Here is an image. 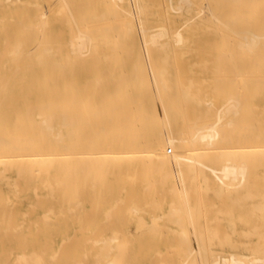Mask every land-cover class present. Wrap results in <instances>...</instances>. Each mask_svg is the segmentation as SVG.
Returning <instances> with one entry per match:
<instances>
[{
  "label": "rangeland",
  "instance_id": "374dc122",
  "mask_svg": "<svg viewBox=\"0 0 264 264\" xmlns=\"http://www.w3.org/2000/svg\"><path fill=\"white\" fill-rule=\"evenodd\" d=\"M13 1H16V0H10V1L5 0V3L0 4V13H1L0 14V20L5 18L4 23H2L3 21H1L0 23L3 26L4 25L6 26L7 33H8V36L10 37L12 44L15 45V44H17V42L18 43L23 42V45L26 46L28 51L32 48H33L32 50H35V48L37 46H39V47H37L36 51H34V52H32L31 50L29 51V54H30V52H32L30 54L31 57H30L29 61L31 60V62L34 63L32 66V70H30L26 74H23L24 72H20L21 75L12 80V82H13V84H15V86L11 92H1L0 93V95H1L0 96V139L1 138L6 139V136L9 137V135H10V137L13 136L16 138H18V137L19 138L20 137L21 138H24V137L30 138L31 137V139L34 138V140L37 141L38 139L43 138L42 134L40 133L41 132L40 131L41 122L46 118L47 114H50V113L53 114L54 112H56L58 114L59 113L61 114V115H56L55 117L53 115V117L55 119V125L57 128L54 129L52 132H51V129L49 132H47L48 130H44V132L46 134L50 133V135H46L45 138L47 140L50 139L51 140L50 142L53 145H57V143H59V145H61V143L58 142L57 138H59V137H57V136L60 133V130H62V134H63L62 138L63 139L61 142L66 144V146L68 147V149H66L62 152H64L65 154L66 153L77 154L79 156L74 155V157L77 156V158L78 157L79 158L77 160V158H72L70 156L71 159H68L67 156L66 157L64 156V158H67V159H65L66 161L61 160L62 162L58 158H57L58 160L54 159V162H52L54 165L51 163L53 165L52 167H54L55 165H58L61 167L60 170L56 171L55 169H53V170H51V173L39 172V173H33L32 175L30 174V172H27V171L18 175L17 172L19 171V165L20 164L14 163V161H13L14 164L12 163V161H11V163L8 161V162H6V164H5V160H4V163H3V161L0 162V174H1L0 175V222H1L0 223V230H1L0 231V264H3V263L4 264H15L17 260H18V263H16V264H20V261L17 258H18V256H23V254H25L31 258L30 261H28L29 264H38L35 262L36 258L34 256L33 252L36 250L35 254L37 256H39V258H40L39 252H40V250H44V249H45V252L42 251V253L44 252L45 254H42V256H43V260H45L46 264H74V262L76 260L77 261L80 260V264H81V259L85 258V257H87L88 259L87 258H86V260L83 259L84 264H93V262H95V263L97 262V258H95L96 257L95 255H97V254H99V256L102 257L103 261L98 256V258H99L98 260H101L102 262L98 261L96 264H100V263L110 264L111 261H113V259L115 258V255H118V253H120V255H118V256H121L122 258H123L122 255L125 254L124 258H123L124 264H152L153 261H151V260L154 259V256H155V259L159 258V260L161 259L163 261V262H161V260H160L159 264H162V263L166 264L167 260H169V262H170L174 258L176 260L174 259L173 260L174 262L171 261V263L172 264H180V262L183 259L182 257H184V251L183 250L184 249L187 250L188 249L187 246L189 247V244H187L188 241L191 242L190 244H193V245H191V246H193L191 253H193V252L194 253L191 256V258L188 260L187 264H192L194 262L193 259L196 256H197L195 259L196 264H205V260H204L205 254H203L204 250L202 249L203 246L201 248V245H203V243H200V240H199L202 236L200 235L201 237L199 238V235H198L200 233L204 234L203 237L205 236V239L203 238L204 240H202V241H205L204 247L211 244L210 246H211V250H212V255L218 257L217 255L220 254L219 257L222 258L221 260L228 259V262L225 261V263L228 264L229 258H230L229 255L232 256V254L234 252H236V250H238L240 247V245L238 243H240V242H242V243L243 242L244 243L251 242L250 245H254L256 243L257 239L255 238V236L253 237L250 235L252 234L251 230H253L252 226H254V227L256 226V219H257L254 214H251V212L254 210L253 208H254V205L256 202L255 198L253 199V197H254L253 194L255 193V189H256L255 175H256V172L258 171V172H261L260 177H263L264 176V167L263 166L261 167V166L257 165L256 163L254 165L249 164V166H248V162H246V160H242V161L238 162L239 163L238 165L245 166V167H246V165L248 166V169H247L248 170V173H247L248 177L243 182L239 178L240 181L238 180L237 183L239 182L240 186L237 184L238 186L234 185L235 187H228L229 190H228L227 186H222L221 191H218L220 189L218 183L214 182V181H210V182H208V184L205 183L206 180L204 179V176L201 173H198V175H195V177H193V174H190L187 172L185 174V180L186 179L187 180L184 183L179 179V171H180L179 167H177V166L175 167L174 165H171L167 168L168 173L170 172L171 175H168L167 178L165 177L167 179V181H164L165 178H163L164 176L162 173L160 174L159 172H156L155 170L153 171V169L150 168L149 165L145 164L144 160L139 159L137 156H135V158L133 157L135 155V153L137 154L140 151H144L147 149L148 145L150 144V139L147 137V134L143 131V129L141 127L142 126L141 122H138V121H143V117H142V113H141L142 108L140 106L141 105L140 103L142 101V95L141 94L144 93V88L142 87L140 80L137 77L132 75L135 72V67L137 64L136 60L138 58H140L142 60V65H144L143 66L144 70L146 71V73L148 74V77L150 79V85L148 86L147 93H148L149 102L153 106V111H154L153 114L155 116V124L153 126H154V129L156 130L157 133H160L161 135L167 137L169 135V129L171 127V122L174 123V120H176V118H177L178 121L183 126L184 132H186L184 135H186L190 130L194 129L195 125H201V124H204V123H207L210 121H216L218 110L220 109L219 112H220V116H221L222 112L229 105L230 101L234 102V103L239 101V105H238V108L240 107V109L238 110L239 113L235 114V112L234 113L232 112L233 114L227 115L225 113L227 116L225 114L223 115L225 117L222 119L221 124L224 126L225 131L228 133V132L233 131L234 128L237 127L236 125H234L235 123L236 124L239 123L238 126L239 125H241V126L242 125H248V123L250 124L251 118L250 117H244L242 114H240L241 113L240 111H242V109H244V108H252L253 109V107L256 105V107H254V108L258 107V109H255L256 112L258 113L257 117L259 119H264V89L259 90L257 95H254V89L253 88H254V82H255V80H254L255 75L252 74L253 69H251V67H249V68L245 67L247 60L248 59L251 60L250 57H253V55L248 54L246 56V58H241L242 57L241 52L236 51V53H237V55H235L236 57L235 56H234V58L229 57L231 60L229 61L228 60L229 58H228L226 60V63H227L226 66H224L225 65L224 64L218 72L215 70L217 68L216 65H219L217 63L216 57L218 55L223 54V61L225 62L224 52L227 56L228 52H233V49L225 50L224 48H219V47H217L216 44H214L211 41L209 44V47L207 49L206 54L202 55V57L199 58V56H196V57L193 56V54L195 55V53H192L191 47L188 48L185 46L183 49L172 48L171 50H169V54H170L169 60H170L171 73L173 76V80L171 82V87L174 89L172 97H173V102H174L173 104H175V105H173V104L171 105L169 103L167 105L168 111H163V107L161 105L160 100H159V102L157 100L158 97L156 94L157 93L156 89H155L156 87H155L154 82L152 81L153 78H151V77L153 75H151V74L153 73V65L154 64H155L154 67L156 66V68H158V69L161 67L162 62L160 59L162 56H164V54L166 52L164 50L160 49L159 46H156L155 50H154V47H152L151 49H147L146 44L144 46L141 45V44L145 43V41H143L144 40L143 33H141L142 32L141 26H142L143 22H146L148 20L147 22L149 24L150 31H157V29H160L163 27V25H166L167 22L168 23H172V22L177 23L180 20L179 15L182 13L181 8H182V6L185 5L184 0H123V1L119 0L122 2H118V0H115L116 1L115 2L113 0L114 3L112 0H98V1L95 0L94 3L93 2L91 3V0H87V1L83 0V2L85 4L80 3L82 0H69L70 4L72 6V15H73L74 19L77 21L78 26L81 30H84V31H88V29L90 31L92 30L91 32H88V33H90L91 35H93L96 38L97 37L100 38L103 34L105 35V31L104 30L102 31L103 28L105 30H108L107 28H109V27L112 29L114 28V30H112V31H111V29H109L110 32L108 31L109 33H106L107 35H109L108 39L109 40L112 39V41H114V44L103 43L101 46V49L104 51L98 53V55L96 54L97 56L93 55V53H92V55H90V54L88 55L87 60L85 62H83L82 64L73 62V63H71V65H69L70 66L69 68H75V69L77 68V69L81 70V72L83 74L81 75L82 77L80 79H74L72 77H62L59 75L60 68L58 66L57 67L55 66V68L52 67L51 69H48V67H46L47 66L46 64H42V63L39 64V62H37L38 61L37 55L42 50L41 47L46 44L45 42L43 43V38L46 37L45 34H47L46 28H45V30L43 28H41L39 26L40 22H38V21H42L41 26L44 27V24H43L44 21H45V23H47V22H46V20L43 21V19H45L47 17H48L47 20L51 24V28H52L51 29L52 33H51L49 40L51 41L50 44L53 45V48L55 50L54 55L51 58H48V62H52V61L54 62L55 61V62L62 63L63 62L62 55L66 54V53H62V55H61L59 53L58 47H59V44H61L62 42L67 43V40L71 37L70 30H72V29L74 30L75 25L73 23L71 15L68 12H65L68 15L64 14V12L62 13V15L64 14L65 16H68L69 18L68 17L62 18V17H64V15L61 16L60 14H56V13H58V11H60V9L62 7V4H60L61 3L60 0H56L57 2L55 0H20L22 3L21 2L17 3L18 1H16L14 3ZM25 1H26V3H23ZM27 1H30V3L28 4ZM48 1H49V3H48ZM180 1L182 4L180 3ZM198 1L201 3V7L203 9V17H204V24H203L204 27L203 28H206V32L210 34V37H211V35L215 36L214 34L218 33V31H215V30H217V25L219 24V22L221 20L222 21L225 20V17L217 16L216 10H215V4L212 2V0L211 1L210 0H198ZM11 2H13L14 4H12ZM55 2H56V4H55ZM203 2H204V4L207 3V4H205L206 6L204 4H202ZM116 3H117V6H116ZM46 5H47L48 10L46 9ZM165 5H167V7ZM177 5H179V6H177ZM7 6H8V8H7ZM108 6L110 8H108ZM141 6L143 8L144 13L141 12L142 11ZM146 6L148 8H146ZM116 7H118L117 10H116ZM178 7L180 9H178ZM113 8H114V10H113ZM74 9H76V11ZM110 11L112 12L113 15H114V13H117V11H118V13L116 14L115 17L113 15H112V17H110L109 15H106V13H105V12H107V14H108V12H110ZM114 11H116V12H114ZM43 13L44 14L46 13V16L48 14V16L45 17ZM104 13L106 16L103 15ZM40 14H43V15L40 16ZM101 14L103 16H100ZM205 14L207 15V17L208 16L209 17L207 18L206 16H204ZM25 15H26V17H25ZM88 15L90 18H87V19L81 18V17H83V18L88 17ZM94 15H96L97 18L96 17L93 18ZM132 15H133V17H132ZM98 16H99V18H98ZM35 17H36V19H35ZM42 17H43V19H42ZM66 18L69 19V20L67 19L68 21H70L69 23L67 22ZM76 18H78V19H76ZM138 18L139 19L141 18L140 21H138L139 20ZM56 19H57V21H55ZM119 19H121V21ZM10 20H12L11 25L9 24ZM22 20H24V21H22ZM218 20H219V22H218ZM21 21L23 22L22 24H24L25 26H29L31 28L34 25L35 27L32 28L33 32L31 30L30 31L27 30L26 28H25V30H21V28L24 26V25L22 26V24H20ZM119 21H120V23H119ZM124 22L128 23V24H124ZM129 23H131V25L132 24H135V25L132 26L131 30L127 31V33H126L127 28H130V26H131ZM86 24L90 28H86V26H85ZM30 25H32V26H30ZM124 25H126V29H125ZM37 26H39V28ZM38 29H40V30H38ZM96 29H98L100 31H97ZM118 29H125V30H120L121 31L120 32ZM94 30H96V31L94 33H92ZM101 32L103 34H101ZM124 32L126 34L123 35ZM118 33H119L120 37L118 36L119 38H116ZM128 33L129 34L132 33L135 37L134 38V40H135L134 46L129 45L131 38L127 37L129 35ZM41 34H43V37ZM22 35H25L26 37L29 36L30 39L28 41H26L25 40L26 38L24 36L22 37ZM58 35H59V37H58ZM141 35H142V37H141ZM5 36H6L5 30H2V28L0 27V53L3 51V48H4ZM184 36L191 37L192 31L184 32ZM20 37H22V38H20ZM19 38H20V40L21 39L22 40L20 41ZM41 38H42V40H40ZM102 38H100V39H102ZM36 39L39 42L36 41ZM114 47H115V50L118 47V50H116L117 52L115 50L111 51V49H113ZM156 48H158L159 50H156ZM146 50H147V53L145 52ZM181 50L186 51L187 54H181L182 53ZM188 50L190 53L187 52ZM92 52H94V51L92 50ZM156 52H158V53H156ZM219 52L222 54H220ZM108 55L113 57V58H111V57L107 58ZM213 56H214V58H213ZM146 57H147V59L149 58V60H147ZM153 57L155 58V60L153 59ZM109 59L111 61H109ZM106 60H107V62H106ZM116 61H117V63H115ZM147 61H150V62H147ZM152 61H154V62H152ZM204 61H207V63ZM108 62H110V63L107 64ZM35 63H37V64H35ZM152 63H154V64L152 65ZM187 63H191L193 65L196 64V65H194L196 70L201 69L202 65H204V63H205V65L208 67V69H210V70L207 69V71H206L207 73H206L205 77H204V75H201L200 72L197 73L198 74L197 79L200 78V82L203 85H201L199 80H196V79H194L195 81L192 80L194 85H191L189 83V81L186 82L187 80L192 79L191 75H189V74H187L188 77L187 76L183 77L180 80L181 77H179L178 73H177L178 68L185 67L186 65H188ZM148 64H149V66L151 65L150 66V67H152L151 69H150V67L148 68V66H147ZM235 64L237 66H235ZM231 67H233V68H231ZM96 68H98L100 73H98V74L94 73V72H96ZM90 69L95 70L93 72V74H92ZM105 70H108L107 74L104 72ZM211 71L214 74H212ZM234 71L236 72V74H234ZM225 72L227 73V76H226ZM239 72H241V73H239ZM124 74H125V76H124ZM237 74H238V76H236ZM109 75H110V77H109ZM235 76L237 77V79H234V78H236ZM121 77H123L122 80H120ZM203 77L206 80L205 81L203 79L206 82V85H205V82H202L203 80H201V78H203ZM238 77H239V79H238ZM21 78H22V80H21ZM96 78H97V80H96ZM98 78L99 79L101 78L105 81H101ZM217 78H218V80L220 79V81L222 79V81L217 82L215 80ZM223 79H224V81H223ZM91 80H94V82L92 81L91 83H89L88 87H87L88 89H87L86 88L87 83ZM116 80H120V81L116 82ZM234 80H236V81L234 82ZM243 80L244 81L248 80V81L244 82ZM238 81L239 82L242 81V82H240V84H239ZM0 82H1V79H0ZM195 82L198 84H196ZM224 82H226V83L224 84ZM100 83H102L104 85H102V84L99 85ZM129 84H131V85H129ZM179 84L181 85L180 89H179V86H180ZM188 84H190L191 86ZM195 84L197 85V87ZM241 84H243V85L241 86ZM97 85L100 87L97 88L98 87ZM183 85L185 87H183ZM213 85H217V87L214 90H212L213 87H215ZM193 86H195L198 89L194 88ZM220 86H222L221 90L219 89V88H221ZM189 87H191L192 89ZM207 87H209V88H207ZM241 87H242V89H241ZM182 88H184L185 90L184 89L182 90ZM188 88L191 90H187ZM181 90L183 92H181ZM211 90H212V94H211ZM184 91L185 92L189 91V95L185 96ZM195 92L198 95V97L195 94ZM207 92L209 93L210 97H209V95H206L207 97L205 96V93H207ZM104 94H109L110 97H108L107 99H104L103 98ZM229 94L233 95L234 97L229 96ZM250 94H251V96H250ZM182 95H184V96H182ZM194 95H195V97H192ZM57 96H58V98H57ZM243 97L246 100H244ZM193 98H195L196 100ZM198 98H200L202 100H199ZM229 98H230V101H228ZM89 99H91V100L88 102ZM203 99L205 100V103H208V105L204 103ZM232 99H234V100L232 101ZM73 100H75V101L73 102ZM168 100L169 99H167V101ZM48 102L50 104L53 103L54 105L52 104V105H50L49 108L48 107L44 108L45 107L44 105L49 104ZM226 102H229V103L226 104ZM183 103H185V105ZM120 104L123 105L122 108H119V109L114 108V110L112 111L113 107L119 106ZM158 104L161 106V108L159 107ZM40 105H43L42 109H40V107H41ZM55 105L56 106L59 105V106L55 107ZM61 105H63L64 107ZM33 106H37V107L40 106V107H39V109L35 108V107H34L35 109H30L31 107L33 108ZM180 106H181V109H180L181 114H178L176 108H179ZM67 107H68V109H66ZM189 107H190V109H189ZM261 108L263 109L262 111L260 110ZM28 109H30L32 111H30V113H28L27 112ZM133 110H135V111H133ZM221 110H223V111H221ZM188 111H189V113H188ZM200 111H201L202 115H201L200 119L198 118L199 121H197L196 118L198 116L200 117V115H199ZM165 112H166V115H165ZM62 113L67 114V117L69 119V124L70 123L72 124V122H74L75 124L73 123V125H71V124L68 125V123H67V125L64 124L65 126L64 125L61 126L63 124L62 119L64 117V116H62L63 115ZM76 113L83 116V118H81V116L76 117L77 116ZM94 113H96V115H94ZM227 113H229V112H227ZM38 114H39V117H38ZM40 114L43 116H40ZM70 114L72 116L76 117L77 119L73 117L74 121L70 120L71 119ZM162 114L164 115L163 117H162ZM234 114H235V117L233 116ZM260 114H262V115H260ZM188 116H190V117H188ZM67 117H66V119H67ZM119 117L121 120H123V127H122L123 135L122 136H124L126 139H132L131 149L128 150V151H132V152H129L130 154L129 153L128 154L133 158V160H131L132 158L130 156H128V158H127L129 160H125L126 157H123L124 160L123 159L119 160V158H117V156H116L115 159L112 158V160H111L112 162L109 163L108 161H110L109 159H111V156L109 159H107V156H109V155L105 156L104 154L101 153L103 155V158H102L101 155H99L100 153H94L93 154V152H106L108 150L106 144L109 143L108 139L110 137L117 134L118 128L115 125V121L119 120ZM237 117H238V119H237ZM110 118L112 119V121L110 120ZM255 119H256V116H255ZM76 120H78L79 123H77ZM87 120H89V122H87ZM233 120H235V121H233ZM159 121H161V122H159ZM189 121L193 122V123H190ZM188 122H189V125H188L189 129L186 126V124H188ZM228 122H230L229 125H227ZM97 123H98V125H96ZM194 123H196V124H194ZM34 124H35V126H34ZM57 124H59V125H57ZM257 124L264 127V122H259ZM29 126H31L33 129L28 128ZM101 126L105 127V128L103 127L104 130H100V128H102ZM191 126H192V129H190ZM73 130H74V132H72V134H71V131H73ZM166 130H167V133H166ZM229 130H231V131H229ZM69 132H70V134H69ZM97 133H98V135H97ZM166 134H168V135H166ZM1 136H4V137H1ZM54 136L56 138H54ZM21 138H20V140H21ZM53 139H55V141L57 139V141H56L57 143ZM1 141H3V139ZM99 144H100V146H99ZM70 145H72V146H70ZM105 145H106V147H105ZM101 146L103 147V149H101ZM166 149H168V154L171 155V153L169 152L170 147L168 145H167ZM89 152L91 154V160L93 157L99 156L103 160L107 159L108 161L107 160L103 161L100 158H99L100 160L97 158V161H94L95 158H93V161L96 163L94 164L90 160L93 163V167H94L92 169V166L89 163L90 158H88V160H85L86 157H90ZM78 153H80V154H78ZM81 153H84V154L88 153V154H85V156H86L85 159H84V157L81 156ZM92 154H93V157H92ZM96 154H98V155H96ZM131 154L132 155L134 154V155L132 156ZM80 156H81V158H80ZM104 156L106 158H104ZM138 156H139V154H138ZM120 158H121V156H120ZM116 159H118V161ZM114 160H116V161H114ZM84 161H87L89 165L80 164V163H84ZM99 161H100V163H99ZM87 162H85V163H87ZM101 162L103 164H101ZM104 162H106V163L108 162V164L104 165ZM3 164H5V165H3ZM77 164H79V165H77ZM109 164L111 165V167H109L110 166ZM230 164H235V163L230 162ZM10 165H12L13 167ZM46 165H45V167L47 169L51 168L50 166H48V167H50V168H48ZM63 165L65 166L64 169H63ZM81 165L82 166L87 165L85 167L86 168L89 167L88 169H90V170L83 168ZM102 165H103V168H102ZM70 166H72V168L74 166V167H76V169L79 168L80 170L83 169L81 171V174L84 173L83 171H88V173L90 172L89 173L90 175L87 176L88 173L81 175L79 172L80 170L77 171L75 168L71 172H69L68 170L72 169ZM115 166H117V167H115ZM11 167H12V169H11ZM100 167L102 168L101 170H100ZM137 168H138V170H137ZM96 169L97 170L99 169V170L96 171ZM109 169L111 170V173L113 172L112 174L111 173L108 174ZM3 170L5 172H3ZM135 170H137L138 172L135 173L136 172ZM149 170H150L151 174L150 173L148 175L145 174L146 171L148 173ZM73 171L75 172V174L77 173L76 174L77 176H74ZM130 171H135V172H133L130 175V174H128V173H131ZM153 172H155V174ZM138 173L141 174V176ZM136 174H137L138 178H140L141 180L144 181V183H141V182H143L141 180H139V181L136 180L138 182L133 181L137 178ZM21 175L23 176L22 178H21ZM79 175H81V176L79 177ZM129 175H130V177H129ZM148 176H150L151 178ZM29 177H31L32 180H30V181L28 180V182H26L27 181L26 178H29ZM54 177L57 178L56 181H55ZM77 177H79V179ZM198 177H199V179H198ZM7 178H10V179H7ZM58 179L62 180L63 182L62 181L60 182V180H58ZM151 179H152L153 186H152V184H150ZM158 179H160V180L164 179L163 180L164 184L162 183L163 181L158 182ZM17 180L19 182H17ZM44 180L46 182H44ZM73 180H75V181H73ZM89 180L90 181L94 180V182L95 181H98V182L97 183H93V182L90 183ZM42 181H43V183H41ZM49 181H50V183L52 182L54 184L53 190L50 189V188H52L51 187L52 184H51L50 188L48 187L50 185ZM53 181L56 182L57 184L61 185V186L65 185V184H61V183H66V185L69 184V187H67V188H70V190H66V185L62 186L63 188L62 187L60 188V186L57 184L55 185V183ZM88 181H89V184H87ZM99 181H100V183H99ZM148 181H149V183H148ZM154 181H157V182H154ZM15 182L19 183V184H17L19 186L16 185L17 187H15V184H16ZM131 183H132V185H131ZM25 184H27V185H25ZM44 184H45V186H43ZM96 184H97L98 188H96L97 187V186H95ZM81 185H82V187H81ZM90 185H91V187H90ZM73 186H74V188H73ZM93 186H95V187H93ZM200 186H201V188H200ZM19 187H20V189H19ZM35 187H37V189H38V190L36 189L37 196L34 193ZM75 187L77 190L75 189ZM86 187L88 188V190ZM124 187H125V189H124ZM145 187H147L148 190ZM55 188H57L60 192H57V190ZM64 188H65V190H64ZM80 188H83L84 191ZM91 188H94V190H92L93 193L91 191ZM149 188H151V190ZM171 188L172 189L175 188L177 190L175 195L170 194V192L173 191ZM236 188H238L237 191H236ZM18 189L21 191V193L18 192L19 191ZM123 189L127 190V192H125ZM184 189H185V191H184ZM194 189H197V190H195L197 193L194 192ZM233 189H234V191H233ZM246 189H247V191H246ZM78 190L81 193H79ZM86 190L88 191V194H87ZM165 190H166V192H165L166 195L164 193H162V191H165ZM199 190H201V191H199ZM51 191H53V192L55 191V192L52 193ZM63 191H67V193H65ZM156 191L161 192L163 195H161V193H158ZM216 191H218V193L221 192L222 198H221L220 193H219V195L215 194V193H217ZM222 191L224 193H226L227 197L223 196L225 194H223ZM248 191L252 194L253 197H251V194L248 193V194H250L248 196L252 199H249L248 196L245 197L247 194L246 192H248ZM82 192H84V193H82ZM184 192H186V193H184ZM144 193H146V194H144ZM172 193H174V191ZM182 193H183V197L181 195ZM187 193H189L190 195L188 196ZM200 193H202V195H200ZM53 194L55 195L54 199H52L53 197H51V196H53ZM72 194H73V196H72ZM76 194H78V195L75 196ZM157 194H158V196H157ZM228 194H230V195H228ZM42 195L44 197L46 196L47 199L50 198V200H52V201H50V200L47 201L46 198H42L43 197ZM47 195H48V197H47ZM185 195H187L186 196L187 198L185 197ZM80 196H83V198L85 196V198L82 199V201H81ZM139 196H140V198H138ZM242 196L245 197V200L243 199ZM36 197H39V198H36ZM201 197L202 198L204 197V198L202 199ZM217 197H218V199H217ZM106 198H108L107 201H106ZM118 198L121 200L124 199L125 204H122L123 202L121 200H119L120 202L118 201L119 203H118V205H116V199L118 200ZM228 198H230L231 201ZM236 198L238 200H240L241 198L242 199L239 202L234 201V203H233L232 200H234ZM37 199H39V202H40L39 204L36 203V202H38ZM64 199H65V203L63 202ZM134 199H137V200H135L136 202L133 201ZM154 199L157 201H155ZM172 199L176 203L175 206L177 205V208L179 209V210L177 209L178 211L184 210V213H185L184 216L187 220L185 222V227H186L185 230H183L184 224H182V222H179V220L181 221V218L178 217L179 215L183 216V212H181V214H180V212H178L179 215L175 214L176 217L175 216L170 217L173 221L179 222L183 226H178L177 223L174 224L173 222L169 223V220L167 221L169 216H172L174 214V213L173 214L170 213V215L167 216V214H169V210L171 208V205L173 204ZM183 199H185V202ZM188 199H190V200H188ZM221 199H222V201H221ZM59 200H60V203H56V202H59ZM77 200H78V202H79V200L81 202H83V203H79V204H81V205H79L80 207H78V209L71 207L73 205V203H71V202L75 203V201H77ZM89 200H90V202H89ZM104 200H105V202H103ZM128 200L130 202H128ZM99 201H102L101 204ZM152 201H155L154 207L152 206L153 204L151 205L153 207V209L148 207V205L150 206V202H152ZM203 201L205 202L204 203L205 205L202 204ZM243 201H244V203H243ZM200 202H201V204L198 205V203H200ZM6 203L8 204L7 206H6ZM155 203L156 204L160 203L161 206H159V208H158V205L156 206ZM185 203H186V205H185ZM251 203H252V205H251ZM30 204H33V205L37 204V205H35L36 207L35 206L33 207V208H35L34 210L31 207L32 205L30 206ZM54 204L56 206L54 207V210H52L53 209L52 205L54 206ZM131 204L133 206H131ZM213 204L216 205V207L213 206ZM3 205H4V207L2 208ZM77 205L78 204H76V207H77ZM115 205L117 207L113 211V215L112 214H111L112 216L108 215L110 218L106 217V214H108L107 212L110 210L112 211L113 208L115 207ZM145 205H147V206H145ZM180 205L183 207L182 210H180V208H179ZM200 205H201V207H200ZM203 205H204V207L202 208ZM63 206L66 208L67 211L64 208H62ZM74 206H75V204H74ZM83 206L85 208L82 209L81 207H83ZM99 206H100V208H99ZM134 206H135V208H137V210L139 209V212L134 211L135 209H133V213H135V214L131 213L132 212L131 209ZM144 206H145V208L147 207L146 210L145 209L144 210H145V212H148V213H143L144 212L143 211ZM191 206H192V208H191ZM49 207H51L52 209L51 208L49 209ZM121 207H123V208H121ZM129 207H132V208L130 209ZM155 207H157V208H155ZM194 207L196 209H193ZM60 208L64 209V210H61ZM70 208L72 211L74 209V212H71L70 210H68ZM92 208H94V210ZM175 208L173 210H175ZM198 208H201V209H198ZM48 209L50 210L49 213H48ZM123 209L125 212H127L126 214L123 211ZM12 210H13V214H12ZM97 210L100 212H98ZM191 210H192V212H191ZM193 210H194V213L196 214L195 216H192ZM198 210L200 211V213L198 212ZM249 210H251L249 212L250 214L247 213ZM9 211H10V213H9ZM64 211H66L67 215H65L66 213ZM24 212L26 213V215H24L25 214ZM28 212L30 213V215L27 214ZM53 212H55V213H53ZM61 212L65 216H63V214L60 215ZM97 212H98V214H97ZM172 212H174V211H172ZM186 212L188 213L189 216L187 215ZM226 212L227 213L232 212V214H229L227 216ZM7 213H9V214L7 215ZM86 213L90 216H88ZM176 213H177V211H176ZM11 214H12V216H10ZM46 214L48 217H50V219L52 218L55 221L54 220L48 221V219H46L48 217L47 216L44 217ZM72 214H73V216H71ZM83 214H84V216H83ZM122 214H124L123 215L124 219L122 218ZM23 215L26 216V218H24ZM42 215H44V216H42ZM163 215H166L167 217H164ZM198 215H199V219H197ZM251 215H254V216L251 217ZM6 217H8V218H6ZM41 217H44L45 220L42 219ZM88 217H89V219H88ZM118 217L120 220L118 219ZM142 217L144 218V222H143V220L139 219ZM159 217H161V218L163 217V218L160 220V219H158ZM233 217H234V219H232ZM240 217H241V219H240ZM9 218H11L12 221H10ZM107 218L109 219V221L111 219L112 220L109 222V224L107 222L106 224L103 223L104 224L103 225L102 222H106L105 220ZM113 218H115L116 220L115 219L113 220ZM153 218L158 219V220H154ZM177 218H180V219H177ZM189 218H190V221H189ZM84 219H86V221ZM176 219H177V221H176ZM182 219H183V217H182ZM236 219L240 220V222L237 221ZM152 220H154V221H152ZM155 221H157V222L153 224L152 222H155ZM243 222H245V223H243ZM247 222H248V224H246ZM21 223H23V226L21 225ZM232 223L235 225H233ZM82 224L84 225V227H82L84 229H81L83 231H81V230L79 231L81 226H83ZM143 224H146V225H143ZM150 224H153V229H156L157 226L160 227V225L165 224V226L173 229L172 231H174V229H175L176 232L175 231H174V233L170 232V230L167 229V227H165V226H162L155 231V230H152V227H151L152 225H150ZM186 224H187V226H186ZM29 225H31V227ZM101 225H103V226L101 227ZM119 225H121V226H119ZM198 225L201 227H198ZM13 226H14L15 230L13 229ZM99 226L101 228H98ZM135 226L137 228H135ZM193 226H194V228H192ZM18 227L20 229L19 233L17 231ZM28 227H29V230L27 229ZM108 227L110 229L109 231L106 230V229H108ZM120 227H121V230H120ZM133 227L135 230H132ZM202 227H203V229H202ZM250 227H251V229H250ZM118 228H119V230H118ZM6 229H9V230L7 231ZM11 229H12V231H10ZM128 229H131L132 231L128 232L127 231ZM137 229H138V231H137ZM159 229H160V232H159ZM200 229H201V231H199ZM208 229H210V230H208ZM215 229H216V232L214 231ZM139 230H141V231H139ZM167 230H169V231H167ZM186 230L189 231V237L188 238L190 240L186 239L187 237L185 238L186 240H184V243L182 245L183 249L181 248L182 250L180 251V249H178L179 247H181V246H179V242H183V236H185V235L187 236L188 232ZM233 230H236L237 232L242 230L246 233H243L242 236L237 235L236 234L237 232L232 234ZM13 231H17V232L15 233ZM104 231H105V233H104ZM116 231H118V232L116 233ZM123 231H124V233H121ZM148 231H150V233ZM184 231L187 233L184 234L185 233ZM213 231L215 232L214 233L215 235L218 234L217 237L212 236L213 234L211 235V233H213ZM247 231H250L251 234H249V232H247ZM5 232L8 234L6 235ZM146 232H148V233H146ZM179 232H183V234L179 233ZM224 232H228V234H231V236H229L230 237L229 240L231 239V244L236 242L238 244V247L236 246L237 244L234 243L232 248H230L231 246H228V244L224 243L226 238H227V237L225 238L224 236L228 235L227 233L225 235ZM114 233L115 234L119 233V237H118L119 239L117 241H115L117 239V237L115 239L113 238V237L117 236ZM127 233H129V234H127ZM177 233L179 235H177ZM10 234H12V235H10ZM91 234H93V236L96 238V240H98V241L100 240V243L95 242V245H94L93 242H90L89 240H87V239L91 238L92 241H95V238ZM238 234H239V232H238ZM244 234H246V235L249 234L248 236H250V237L246 236L244 238V236H245ZM73 235H74V237H73ZM113 235H115V236H113ZM180 235H183V236H180ZM211 236H212V238L214 237V239H212ZM19 238L21 240H19ZM71 238H73V239L71 240ZM108 238H110V239L112 238L110 241H112L113 239H114V241L111 242V244L110 243L106 244L105 241H107ZM209 238H211L212 241H210ZM221 239H224V240H221ZM234 239H235V241H234ZM70 240H71V242H70ZM101 240H102V242H101ZM63 241H65L64 245L62 243ZM127 241H130V242H127ZM226 241H228V239ZM96 243H98V244L96 245ZM119 244L120 245L123 244L125 246L127 245V247H126L127 249L126 248L125 249H126V251H128V253H129L128 255L124 251V248H121ZM128 244H130V245H128ZM61 245H62V249H61ZM116 245H118L119 249L121 248L125 253H123L121 255L122 251L118 250L117 249L118 247ZM123 245H122V247H123ZM180 245H181V243H180ZM194 245H195V247H194ZM220 245H222V247H220ZM241 245L243 246V244H241ZM197 246H199V248ZM45 247H47V248H45ZM129 247H130V249H129ZM174 247L177 248L178 253H176V249L175 250L173 249L174 251L172 250V252H174V253H171V250H170V251H168V253L171 255V258L169 256H167L168 257L167 258L166 255H169L167 253V250L172 249ZM189 248L191 249V247H189ZM59 249H61L62 254H59V256H57L58 252H60ZM91 249H92V251L90 252ZM193 249H195V251H193ZM100 250H101V253H99ZM109 251H111V252H109ZM198 251L200 252V254ZM158 252L166 254V255H164L167 258L166 259L164 257L166 259V261L164 260V258H160L161 256L163 257V255H161V256L156 255V253H158ZM220 252H222V254ZM239 252L240 251H238V253ZM53 253L54 254L56 253V257H57V259L55 258L56 259L55 261L53 260L54 262L52 260H50ZM108 253H110V256H108ZM249 253H250V251H249ZM11 254H13V255H11ZM31 254H33L32 257L30 256ZM106 254L108 257L106 256ZM173 254H175V256ZM27 256H25V257H27ZM118 256H116L117 259H118ZM25 257H23V258H25ZM199 257H201V259ZM8 258H10V259H8ZM20 258H22V257H20ZM23 258H22V260H23ZM117 259L114 261H116V264H120L122 262V260L120 259V257H119L118 261H117ZM155 259H154V261L157 263H154V264H158V261ZM24 260L26 263L27 262L26 259H24ZM57 260H58V262H57ZM83 261H82V263H83ZM164 261H165V263H164ZM191 261H192V263H191ZM50 262H53V263H50ZM113 262H112V264H114ZM123 262H122V264H123ZM222 262L220 261L219 264H224V262L223 263ZM23 263L24 262L22 261V264ZM41 264H43V263L41 262Z\"/></svg>",
  "mask_w": 264,
  "mask_h": 264
},
{
  "label": "bare ground",
  "instance_id": "6f19581e",
  "mask_svg": "<svg viewBox=\"0 0 264 264\" xmlns=\"http://www.w3.org/2000/svg\"><path fill=\"white\" fill-rule=\"evenodd\" d=\"M7 1V0H6ZM8 1H10V0H8ZM16 1H18L17 3H20L21 1L20 0H16ZM16 1H13L14 3L16 2ZM56 1V0H55ZM87 1V0H86ZM96 1H98V0H96ZM113 1V0H112ZM115 1V0H114ZM114 1H113V3H114ZM123 1V0H122ZM122 1H119L118 0V2H122ZM187 1V2H186ZM211 1V0H210ZM13 2H11L12 4H14ZM28 2V4L30 3V1H27ZM57 2V1H56ZM56 2H55V4H56ZM60 4H62V7H61V9H60V11H58V13H56V14H60L61 16H63L64 14H66L65 12H68L70 15H71V18H72V20H73V23H74V25H75V29L73 30L72 28V30H70V32H71V37L67 40V43H61V44H59V53L62 55V53H66L65 55L63 54L62 55V57H63V62L62 63H60V62H48V58H51L53 55H54V48H53V45L52 44H50L51 43V41L49 40L50 39V36H51V33H52V31H51V24L49 23V21L47 20L48 19V14H47V16H46V13L44 14V16L45 17H47V18H45V19H43V17H42V19H43V21L44 20H46V22L47 23H45V21H44V27H42L41 26V22L42 21H38V22H40L39 24V26L41 27V28H43L44 30H45V28H46V30H47V34H45L46 35V37H44L43 38V43L45 42L46 44L45 45H43L42 47H41V51L39 52V54L37 55V62H39V64L40 63H42V64H46L47 66L46 67H48V69H51L52 67H54L55 68V66L57 67H59L60 68V73H59V75L60 76H62V77H72V78H74V79H80L82 76V72H81V70L80 69H75V68H69L70 66L69 65H71V63H73V62H75V63H83V62H85L86 60H87V57H88V55L90 54V55H92V53H93V55H95V56H97L98 55V53H100V52H103L104 50H102L101 49V46H102V44L103 43H112V44H114V41H112V39L111 40H109L108 39V36L109 35H107L106 33H109L110 32V30L109 29H111V31L112 30H114V28L112 29V28H107L108 30H105L104 28L102 29V31L104 30L105 31V35L101 32V34H103L100 38H102V39H100L99 37H94L93 35H91L90 33H88V32H91L89 29H88V31H84V30H81L80 28H79V26H78V23H77V21L74 19V17H73V15H72V6H71V4H70V2H69V0H60ZM94 3L95 2V0H91V3ZM116 2V1H115ZM212 2L215 4V10H216V14H217V16H223V17H225V20H221L220 22H219V20H218V22H219V24L217 25V30H215V31H218V33H215L214 35L215 36H212L211 35V37H210V34L209 33H207L206 32V28H203L204 26H203V24H204V17H203V9H202V7H201V3L198 1V0H184V3H185V5L184 6H182V13L179 15V18H180V20L177 22V23H174V22H172V23H166V25H163V27L162 28H160V29H157V31H150V29H149V24H148V20L146 21V22H143L142 23V32L141 33H143V38H144V40L143 41H145V43L144 44H141V45H145L146 44V47H147V49H151L152 47H154V50H155V47L156 46H159V48L160 49H162V50H164L166 53L164 54V56H162L161 57V62H162V64H161V67L158 69V68H156V66L154 67V63H152V65H153V73L151 74V75H153L151 78H153V82H154V84H155V89H156V94H157V97L159 98H157V100H158V102H159V100H160V102H161V105H162V107H163V111H168L167 109V105L170 103L171 105L174 103L173 102V97H172V95H173V91H174V89L171 87V82H172V80H173V76H172V73H171V68H170V60H169V58H170V54H169V50H171L172 48H178V49H183L185 46L186 47H191V49H192V53H195V55L193 54V56L194 57H196V56H199V58H201L202 57V55H205L206 54V52H207V49H208V47H209V44H210V42L212 41L214 44H216L217 45V47H219V48H224L225 50H230V49H233V52H228V54H227V56H226V54H225V52H224V57H225V62L223 61V54L222 53H220V54H222V55H218L216 58V60H217V63L219 64V65H216L217 66V68L215 69L216 71H218L219 72V70H220V68L224 65V66H226V60L229 58V57H232V58H234V56L235 55H237V53H236V51H240L241 52V58H246V56L248 55V54H250V55H253V57H250L251 58V60H247V63L245 64L246 66L245 67H251V69H253V72H252V74L253 75H255V78H254V80H255V82H254V95H257V93L259 92V90H262V89H264V0H212ZM2 3H5V0H0V4H2ZM22 3V2H21ZM23 3H26V1L25 2H23ZM48 3H49V1H48ZM81 4H85L84 2H83V0L80 2ZM88 3V2H87ZM137 3V2H136ZM135 3V4H136ZM180 3H181V1H180ZM172 4V3H171ZM182 4V3H181ZM202 4H204V2L202 3ZM205 4H207V3H205ZM204 4V5H205ZM35 5V4H34ZM54 5V4H53ZM79 5V4H78ZM121 5V4H120ZM119 5V6H120ZM160 5V4H159ZM58 6V5H57ZM107 6V5H106ZM116 6H117V3H116ZM166 7H167V5H165ZM177 6H179V5H177ZM206 6V5H205ZM153 7V6H152ZM209 7V6H208ZM7 8H8V6H7ZM39 8V7H38ZM108 8H110L109 6H108ZM117 8L118 7H116V10H117ZM141 8H142V6H141ZM146 8H148L147 6H146ZM211 8V7H210ZM46 9H47V5H46ZM45 9V10H46ZM178 9H180L179 7H178ZM48 10V9H47ZM66 10V11H65ZM75 11H76V9H74ZM113 10H114V8H113ZM112 10V11H113ZM60 12V13H59ZM64 12V14L62 15V13ZM114 12H116V11H114ZM113 12V13H114ZM141 12H143L144 13V11H143V8H142V11ZM167 12V11H166ZM106 13V15H109L110 17H112V12L110 11V12H108V14H107V12H105ZM105 13L103 14L104 16H106L105 15ZM110 13V14H109ZM117 13H118V11H117ZM117 13H114V17L116 16V14ZM142 13V14H143ZM1 14V13H0ZM43 14H40V16H42ZM146 14V13H145ZM66 15H68V14H66ZM102 14L100 15V16H103ZM118 16V15H117ZM204 16H206L207 17V15L205 14ZM213 16V15H212ZM25 17H26V15H25ZM24 17V18H25ZM37 17V16H36ZM36 17H35V19H36ZM65 17H68V16H65L64 15V17H62V18H65ZM93 17V16H92ZM91 17V18H92ZM96 17V15H94V17L93 18H95ZM119 17V16H118ZM132 17H133V15H132ZM209 17V16H208ZM207 17V18H208ZM34 18V17H33ZM69 18V17H68ZM68 18H66V20L68 19ZM82 19H87V18H90L89 17V15H88V17H81ZM97 18V17H96ZM98 18H99V16H98ZM105 18V17H104ZM103 18V19H104ZM117 18V17H116ZM4 19L5 18H3V19H1L0 20V22L1 21H3L2 23H4ZM40 19V18H39ZM41 19V20H42ZM76 19H78V18H76ZM81 19V20H82ZM127 19V18H126ZM125 19V20H126ZM135 19V18H134ZM139 19V18H138ZM137 19V20H138ZM141 19V18H140ZM140 19L138 20V21H140ZM62 20V19H61ZM69 20V19H68ZM67 20V22L69 23L70 21H68ZM98 20V19H97ZM120 21H121V19H119ZM136 20V19H135ZM208 20V19H207ZM12 20H10V22H9V24L11 25L12 24V22H11ZM22 21H24V20H22ZM20 22V24H22L23 22ZM55 21H57V19L55 20ZM60 21V20H59ZM118 21V20H117ZM120 21H119V23H120ZM19 22V21H18ZM54 22V21H53ZM63 22V21H62ZM109 22V21H108ZM66 23V22H65ZM105 23V22H104ZM139 23V22H138ZM42 24V25H43ZM103 24V23H102ZM106 24V23H105ZM124 24H128V23H125L124 22ZM130 25H131V23H129ZM24 24H22V26H23ZM101 25V24H100ZM135 24H132L131 26H130V28H127V30H126V33H127V31H129V30H131V27L132 26H134ZM30 26H32V25H30ZM39 26H37L38 28H39ZM86 26V28H90L89 26H87V24L85 25ZM98 26V25H97ZM111 26V25H110ZM0 27L2 28V30H5V32H6V36H5V39H4V48H3V51L0 53V79H1V82H0V93L1 92H11L13 89H14V86H15V84H13V82H12V80L14 79V78H16V77H19L20 75H21V73L20 72H24L23 74H26V73H28L30 70H32V66H33V64L34 63H32L31 62V60L29 61V59H30V57H31V53L32 52H34V51H36V48L37 47H39V46H37L36 48H35V50H32V49H30L32 52H30V54H29V51L27 50V48H26V46L25 45H23V42L21 43V42H17V44H12V42H11V40H10V37L8 36V33H7V28H6V26L4 25H2L1 23H0ZM33 27H35L34 25L32 26V28ZM73 27V26H72ZM113 27V26H112ZM124 27H125V29H126V25H124ZM20 28V27H19ZM23 28V29H22ZM21 28V30H25V28L27 29V30H31L32 31V28L31 27H29V26H23ZM30 28V29H29ZM84 28V27H83ZM208 28V27H207ZM125 29H118L119 31L120 30H125ZM38 30H40V29H38ZM97 31H100V30H98V29H96ZM96 30H94L92 33H94ZM153 30V29H152ZM43 31V30H42ZM109 31V32H108ZM189 31H192V36L191 37H187V36H184V32H189ZM33 32V31H32ZM121 32V31H120ZM41 33V32H40ZM43 33V32H42ZM125 32L123 33V35L124 34H126ZM129 34V33H128ZM127 34V35H128ZM16 35V34H15ZM14 35V36H15ZM42 35V37H43V34H41ZM25 37L26 39V41H28L29 39H30V37L28 36V37H26L25 35H22V37ZM107 36V37H106ZM120 37V35H119V33H118V35L116 36V38H119ZM22 37H20V38H22ZM58 37H59V35H58ZM105 37V38H104ZM127 37H130L131 38V40H130V46H134L135 45V40H134V35L132 34V33H130ZM141 37H142V35H141ZM210 37V38H209ZM12 38V37H11ZM20 38H19V40H20ZM99 38V39H98ZM13 39V38H12ZM157 39V40H156ZM22 40V39H21ZM20 40V41H21ZM40 40H42V38L40 39ZM36 41H38L37 39H36ZM142 41V40H141ZM39 42V41H38ZM25 43V42H24ZM37 43V42H36ZM35 43V44H36ZM26 44V43H25ZM41 44V43H40ZM117 44V43H116ZM120 44V43H119ZM38 45V44H37ZM107 45V44H106ZM36 46V45H35ZM120 46V45H119ZM57 48V49H58ZM133 48V47H132ZM131 48V49H132ZM145 48V47H144ZM56 49V48H55ZM120 49V48H119ZM38 50V49H37ZM92 50L94 51V52H92ZM102 50V51H101ZM114 51L115 50V47L113 48V49H111V51ZM116 50H118V47L116 48ZM115 50V51H116ZM156 50H159L158 48H156ZM57 51V50H56ZM106 51V50H105ZM132 51V50H131ZM117 52V51H116ZM146 53H147V50L145 51ZM161 52V51H160ZM181 54H187L186 53V51H183V50H181ZM187 52H189V50L187 51ZM212 52V51H211ZM156 53H158V52H156ZM176 53V52H175ZM190 53V52H189ZM199 53V54H198ZM218 53V54H219ZM227 53V52H226ZM57 54V53H56ZM97 54V55H96ZM108 54V53H107ZM132 54V53H131ZM209 54V53H208ZM147 55V54H146ZM151 55V54H150ZM129 56V55H128ZM148 56V55H147ZM192 56V57H193ZM111 56H107V58H110ZM120 57V56H119ZM236 57V56H235ZM111 58H113V57H111ZM185 58V57H184ZM213 58H214V56H213ZM106 59V58H105ZM146 59H147V57H146ZM153 59L155 60V58L153 57ZM147 60H149V58L147 59ZM152 60V59H151ZM229 61L231 60L230 58L228 59ZM237 60V59H236ZM109 61H111L110 59H109ZM132 61V60H131ZM208 61V60H207ZM207 61H204V62H206L207 63ZM106 62H107V60H106ZM147 62H150V61H147ZM152 62H154V61H152ZM228 62V61H227ZM238 62V61H237ZM110 62H108L107 64H109ZM115 63H117V61L115 62ZM136 67H135V72H134V74H132L133 76H135V77H137L139 80H140V83L142 84V87L144 88V93H142L141 95H142V101H141V108H142V110H141V113H142V117H143V121H138V122H141V124H142V129H143V131L147 134V137L150 139V144L148 145V147H147V149L146 150H144V151H140L139 153H135V155L133 156L132 154V156L135 158V156H137L139 159H141V160H144V162H145V164H147V165H149L150 166V168H152L153 169V171L155 170L156 172H159L160 174L162 173L163 174V178H167L168 177V175H171V173L169 172L168 173V171H167V168L169 167V166H171V165H174L175 167L177 166V167H179V169H180V171H179V179L182 181V182H184L185 183V181L187 180H185V174L188 172V173H190V174H193V177H195V175H198V173H201L203 176H204V179L206 180V182L205 183H207L208 184V182H210V181H214V182H217L218 183V185H219V190L218 191H221V188H222V186H227V188L228 187H235L237 184L239 185L240 183L238 182L237 183V181L239 180V178L242 180V182L243 181H245L246 179H247V177H248V166H249V164H252V165H254L255 163L257 164V165H259V166H263L264 167V127L263 126H260L259 124H257V123H259V122H264V119H259L257 116H258V113L256 112V110L255 109H258V107L257 108H254V107H256V105L253 107V109L252 108H244V109H242V111H240L241 113L240 114H242L244 117H250L251 118V121H250V124L248 123V125H239L238 126V124H234V125H236L237 127H235L234 128V130L233 131H231V130H229V131H231V132H226L225 131V129H224V126L221 124L222 123V119L225 117V116H223L225 113L228 115V114H233L234 112H235V114L236 113H239L238 112V110L240 109V107L238 108V105H239V101H235L236 103H234V102H231L230 101V98H229V100L228 101H230V103L229 102H226V104L227 103H229V105L225 108V110L223 111V110H221V111H223L222 112V115L220 116V109L218 110V112H217V120L216 121H210V122H207V123H204V124H201V125H195V127H194V129H192V126L190 127V129H192V130H190L186 135H184L186 132H184V130H183V126L181 125V123L178 121V119L176 118V120H174V123H172L171 122V127H170V129H169V135L168 134H166V135H168L167 137H165V136H163V135H161L160 133H157L156 132V130L154 129V124H155V116H154V114H153V106L151 105V103L149 102V99H148V93H147V89H148V86L150 85V79H149V77H148V74L146 73V71L144 70V65H142V60L140 59V58H138L137 60H136ZM160 63V62H159ZM177 63V62H176ZM35 64H37V63H35ZM150 64V63H149ZM149 64L147 65L148 66V68L151 66H149ZM188 65H186L185 67H183V68H178V71H177V73H178V76L179 77H181L180 78V80L183 78V77H186L187 76V74H189V75H191V77H192V79H190V80H187L186 82H188L189 81V83L191 84V85H194L193 84V82H192V80H194V79H196V80H199V82H200V78H198L197 79V76H198V72H200L201 73V75H204V77H205V75H206V71H207V69H208V67L205 65V63H204V65H202V67H201V69H199V70H196L195 69V67H194V65H196V64H191V63H187ZM231 66V65H230ZM235 66H237L236 64H235ZM94 67V66H93ZM96 67V66H95ZM207 67V68H206ZM243 67V66H242ZM244 67V68H245ZM152 67H150V69H151ZM231 68H233V67H231ZM230 68V69H231ZM225 69V68H224ZM91 70V69H90ZM208 70H210V69H208ZM233 70V69H232ZM95 70L93 69V70H91V72H92V74H93V72H94ZM108 70H105L104 72L107 74L108 72H107ZM110 71V70H109ZM213 71V70H212ZM212 71H211V73H212ZM103 72V73H104ZM151 72V71H150ZM86 73V72H85ZM88 73V72H87ZM94 73H96V74H98V73H100V71L98 70V68H96V72H94ZM104 73V74H105ZM226 73V72H225ZM239 73H241V72H239ZM212 74H214V73H212ZM234 74H236V72L234 71ZM150 75V76H151ZM224 75V74H223ZM102 76V75H101ZM123 76V75H122ZM124 76H125V74H124ZM132 76V77H133ZM226 76H227V73H226ZM236 76H238V74L236 75ZM235 76V77H236ZM251 76V75H250ZM58 77V76H57ZM109 77H110V75H109ZM188 77V76H187ZM204 77L203 78H201V80H203L204 79ZM24 78V77H23ZM125 78V77H124ZM241 78V77H240ZM99 79V78H98ZM123 79V77H121V79L120 80H122ZM234 79H237V77L236 78H234ZM238 79H239V77H238ZM21 80H22V78H21ZM96 80H97V78H96ZM99 80H101V81H105V80H103V79H99ZM120 80H116V82H119ZM205 80V79H204ZM202 81V82H205V81ZM212 80V79H211ZM217 82L218 81H220V79L218 80V78L217 79H215ZM230 80V79H229ZM232 80V79H231ZM249 80V79H248ZM248 80H245V81H248ZM94 82V80H91V81H89L88 83H87V86H86V88L88 87V84L89 83H91V82ZM195 81V80H194ZM221 81H222V79H221ZM220 81V82H221ZM223 81H224V79H223ZM236 80H234V82H235ZM244 81V80H243ZM244 81V82H245ZM100 82V81H99ZM110 82V81H109ZM115 82V83H116ZM183 82V81H182ZM192 82V83H191ZM240 82H242V81H240ZM240 82L238 81V83L240 84ZM179 83V82H178ZM181 83V82H180ZM196 83V82H195ZM226 82H224V84H225ZM231 83V82H230ZM102 83H100L99 85H101ZM190 84H188V85H190ZM196 84H198V83H196ZM195 84V85H196ZM200 84H201V82H200ZM222 84V83H221ZM245 84V83H244ZM102 85H104V84H102ZM129 85H131V84H129ZM153 85V84H152ZM180 85V84H179ZM190 85V86H191ZM201 85H203V84H201ZM205 85H206V82H205ZM243 84H241V86H242ZM251 85V84H250ZM34 86V85H33ZM98 86V85H97ZM213 86H215V87H213V89L212 90H214L216 87H217V85H213ZM100 86H98L97 88H99ZM128 87V86H127ZM183 87H185L184 85H183ZM194 88H196L197 87V85H196V87L195 86H193ZM219 87V86H218ZM221 88H219L220 90L222 89V86H220ZM125 88V87H124ZM181 88V85L179 86V89ZM189 88H191V87H189ZM187 89V90H191V89ZM207 88H209V87H207ZM206 88V89H207ZM245 88V87H244ZM88 89V88H87ZM184 88H182V90H183ZM196 89H198V88H196ZM241 89H242V87H241ZM93 90V89H92ZM181 90V92H183ZM185 90V89H184ZM212 90H211V94H212ZM209 91V90H208ZM92 92V91H91ZM132 92V91H131ZM188 92V93H187ZM210 92V91H209ZM219 92V91H218ZM241 92V91H240ZM177 93V92H176ZM187 93V94H186ZM194 93V92H193ZM208 93V92H207ZM207 93H205V96L206 95H209V93L207 94ZM242 93V92H241ZM182 94V93H181ZM184 94H185V96H187V95H189V91H184ZM195 94H196V92H195ZM243 94V93H242ZM241 94V95H242ZM155 95V94H154ZM197 95V94H196ZM240 95V96H241ZM1 96V95H0ZM178 96V95H177ZM182 96H184V95H182ZM229 96H232V97H234L233 95H231V94H229ZM250 96H251V94H250ZM6 97V96H5ZM4 97V98H5ZM108 97H110V95L109 94H104V96H103V98L104 99H107ZM192 97H195V95L194 96H192ZM197 97H198V95H197ZM207 97V96H206ZM209 97H210V95H209ZM223 97V96H222ZM245 97V96H244ZM244 97H243V99H244ZM57 98H58V96H57ZM205 98V97H204ZM213 98V97H212ZM92 99V98H91ZM91 99H89L88 100V102L91 100ZM156 99V98H155ZM167 99H169L168 101H167ZM184 99V98H183ZM186 99V98H185ZM189 99V98H188ZM193 99H195V98H193ZM199 100H202V99H200V98H198ZM224 99V98H223ZM156 100V101H157ZM192 100V99H191ZM196 100V99H195ZM204 100V99H203ZM234 99H232V101H233ZM244 100H246V99H244ZM75 100H73V102H74ZM136 101V100H135ZM210 102V101H209ZM49 103V102H48ZM157 103V102H156ZM186 103V102H185ZM185 103H183L184 105H185ZM204 103H205V100H204ZM53 103H49V104H46V105H44L45 107L44 108H46V107H50V105H52ZM74 104V103H73ZM188 104V103H187ZM205 104H207L208 105V103H205ZM248 104V103H247ZM54 105V104H53ZM89 105V104H88ZM159 105V104H158ZM173 105H175V104H173ZM225 105V104H224ZM242 105V104H241ZM41 106V107H40ZM40 106H33V108L31 107L30 109H35V108H38L39 109V107H40V109H42L43 107V105H40ZM59 105H55V107H58ZM61 106H63V105H61ZM187 106V105H186ZM35 107V108H34ZM64 107V106H63ZM123 107V105L122 104H120L119 106H116V107H113V109H112V111L114 110V108H122ZM159 107L161 108V106L159 105ZM172 107V106H171ZM177 107V106H176ZM185 107V106H184ZM214 107V106H213ZM174 108V107H173ZM222 108V107H221ZM242 108V107H241ZM30 109H28V113H30V111H32V110H30ZM66 109H68V107L66 108ZM165 109V110H164ZM177 109V113L178 114H181V106L179 107V108H176ZM189 109H190V107H189ZM227 109V110H226ZM103 110V109H102ZM107 110V109H106ZM160 110V109H159ZM158 110V111H159ZM162 110V109H161ZM208 110V109H207ZM261 111L263 110L262 108L260 109ZM133 111H135V110H133ZM226 111V112H225ZM231 111V112H230ZM160 112V111H159ZM227 112H229V113H227ZM233 112V113H232ZM27 113V114H28ZM56 112H54L53 114H47L46 115V118L41 122V129H40V133L42 134V137L43 138H40V139H38L37 141H35L34 140V138H32L31 139V137L30 138H27V137H24V138H21V140H20V138L18 139V138H16V137H13V136H11L10 137V135H9V137L8 136H6V139L5 138H1L0 139V162L1 161H3V163H4V160H5V164H6V162H10L11 163V161H12V163H13V161H14V163H18V164H20L19 165V171L17 172V174L18 175H20V174H22V173H24V172H30V174L32 175L33 173H39V172H49V173H51V170H53V169H55L56 171L57 170H60V166H58V165H55L54 167H52L54 164L52 163V162H54V159H59L60 161L61 160H65V159H71V157L72 158H77V156H79V155H77V154H74V153H64V152H62V151H64V150H66V149H68V147L66 146V144H64V143H62L61 141H62V137H63V134H62V130H60V133L58 134V136L57 137H59V138H57L58 139V142H60L61 143V145H59V143H57L56 141H57V139H56V141H55V139H53L56 143H57V145H53L50 141V139L49 140H47L45 137H46V135H50V133H45L44 132V130H48L47 132H49L50 131V129H51V132L54 130V129H56L57 127H56V125H55V119H54V117L56 116V115H61L60 113L58 114V113H56ZM134 113V112H133ZM163 113V112H162ZM188 113H189V111H188ZM200 113H201V111H200ZM199 113V115H200V117L198 116L196 119H197V121H199V119L201 118V115H202V113L200 114ZM207 113V112H206ZM63 114V113H62ZM160 114V113H159ZM225 114V115H226ZM235 114L233 115L234 117H235ZM33 115V114H32ZM53 115H54V117H53ZM76 117H78V116H81V115H79V114H77L76 113ZM94 115H96V113H94ZM165 115H166V112H165ZM186 115V114H185ZM226 115V116H227ZM260 115H262V114H260ZM40 116H43V115H41L40 114ZM45 116V115H44ZM62 116H64L63 117V119H62V125L61 126H63L64 124L65 125H67V123H68V125H70L69 124V119H68V117H67V114L66 113H64ZM164 115L162 114V117H163ZM180 116V115H179ZM241 116V115H240ZM255 116H256V119H255ZM38 117H39V114H38ZM66 117H67V119H66ZM70 117H71V119L70 120H73L74 121V118H76V117H74V116H72L71 114H70ZM74 117V118H73ZM125 117V116H124ZM188 117H190V116H188ZM187 117V118H188ZM32 118V117H31ZM59 118V117H58ZM81 118H83V116H81ZM80 118V119H81ZM186 118V119H187ZM199 118V119H198ZM253 118V119H252ZM77 119V118H76ZM127 119V118H126ZM237 119H238V117H237ZM82 120V119H81ZM80 120V121H81ZM110 120L112 121V119L110 118ZM134 120V119H133ZM132 120V121H133ZM137 120V119H136ZM161 120V119H160ZM168 120V119H167ZM162 121V120H161ZM161 121H159V122H161ZM165 121V120H164ZM231 121V120H230ZM233 121H235V120H233ZM243 121V120H242ZM76 122L77 123H79L78 122V120H76ZM87 122H89V120H87ZM103 122V121H102ZM135 122V121H134ZM158 122V121H157ZM169 122V121H168ZM185 122V121H184ZM190 122V121H189ZM189 122H188V124H186V126H187V128L189 127L188 125H189ZM232 122V121H231ZM245 122V121H244ZM73 123L74 122H72V124L71 125H73ZM163 123V122H162ZM161 123V124H162ZM190 123H193V122H190ZM229 123L230 122H228L227 123V125H229ZM75 124V123H74ZM108 124V123H107ZM138 124V123H137ZM140 124V125H141ZM170 124V123H169ZM194 124H196V123H194ZM57 125H59V124H57ZM64 125V126H65ZM96 125H98V123L96 124ZM115 125L117 126V134H115L114 136H112V137H110L108 140H109V143L108 144H106L107 145V148H108V150L106 151V152H93V154L94 153H100L99 155H101V157L103 158V155L102 154H104L105 156L106 155H109V156H107V159H109L110 158V156H111V159H109L110 161H108L107 159H104L105 161L107 160L109 163L110 162H112L111 160H112V158L113 159H115V157L117 156V158H119V160H121V159H123V157H126L125 158V160H129V159H127L128 158V156H130L129 154V152H132V151H128V150H130L131 149V145H132V139H126L124 136H122L123 135V129H122V127H123V120H121L120 119V117H119V120H116L115 121ZM34 126H35V124H34ZM163 126V125H162ZM97 127V126H96ZM102 128H100V130H104V126H101ZM104 127V128H103ZM127 127V126H126ZM138 127V126H137ZM140 127V126H139ZM233 127V126H232ZM28 128H30V129H33L31 126H29ZM3 129V128H2ZM165 129V128H164ZM189 129V128H188ZM86 130V129H85ZM43 132V133H42ZM72 132H74V130L73 131H71V134H72ZM126 133V132H125ZM129 133V132H128ZM165 133V132H164ZM166 133H167V130H166ZM227 133V134H226ZM69 134H70V132H69ZM94 135V134H93ZM97 135H98V133H97ZM96 135V136H97ZM69 136V135H68ZM1 137H4V136H1ZM65 137V136H64ZM54 138H56L55 136H54ZM3 139V141H1ZM23 139V140H22ZM52 140V141H53ZM106 145H105V147H106ZM167 145L170 147V153H171V155H169L168 154V149H166L167 148ZM70 146H72V145H70ZM69 146V147H70ZM99 146H100V144H99ZM101 149H103V147L101 146ZM106 150V149H105ZM101 151V150H100ZM102 153V154H101ZM129 153V154H128ZM78 154H80V153H78ZM84 156H83V155ZM85 154H88V153H85ZM85 154L84 153H81V156L82 157H84V159H85ZM89 154H90V152H89ZM93 154H92V157H93ZM128 154V155H127ZM138 154H139V156H138ZM74 155H77V156H75L74 157ZM96 155H98V154H96ZM126 155V156H125ZM64 156L66 157L67 156V158H64ZM69 156V157H68ZM71 156V157H70ZM81 156H80V158H81ZM88 156V155H87ZM90 157H86V159L85 160H88V158H90L89 159V161L91 160V154L89 155ZM104 156V158H106ZM120 156H121V158H120ZM141 156V157H140ZM62 157V158H61ZM101 157H99V156H95V157H93V158H95V160L94 161H97V158L99 159H102ZM131 157V156H130ZM79 158V157H78ZM78 158H77V160H78ZM93 158H92V162L95 164L96 162H94L93 161ZM132 158V157H131ZM130 158V159H131ZM9 159V160H8ZM57 159V160H58ZM99 159V160H100ZM7 160V161H6ZM56 160V161H57ZM103 160V159H102ZM103 160V161H104ZM117 161H118V159H116ZM116 160H114V161H116ZM124 160V159H123ZM131 160H133V158L131 159ZM242 160H246V162H248V166L246 165V167L245 166H241V165H238L239 163L238 162H240V161H242ZM66 161V160H65ZM89 162L90 164H91V166H92V169L94 168L93 167V163L92 162ZM102 161V162H103ZM140 161V160H139ZM62 162V161H61ZM60 162V163H61ZM85 162H87V161H84V163H80V164H87V165H89L88 164V162L87 163H85ZM101 162V164H103ZM108 162L106 163V162H104V165H107L108 164ZM121 162V161H120ZM143 162V163H144ZM230 162H233V163H235V164H230ZM13 163V164H14ZM53 165H52V164ZM99 163H100V161H99ZM2 164V163H1ZM5 164H3V165H5ZM9 164V163H8ZM7 164V165H8ZM17 164V165H18ZM47 164V165H46ZM45 165L48 167V166H50V167H48V168H50V169H47L46 167H45ZM77 165H79V164H77ZM81 165V166H82ZM87 165H84V166H82L83 168H85V169H88L89 167H85V166H87ZM110 165V164H109ZM10 166H12V165H10ZM75 166V165H74ZM73 166V168H72V166H70L72 169H69L68 171L69 172H71L74 168L76 169V167H74ZM80 166V167H81ZM96 166V165H95ZM101 166V165H100ZM13 167V166H12ZM12 167H11V169H12ZM64 165H63V169H64ZM69 167V168H70ZM105 167V166H104ZM109 167H111V165L109 166ZM115 167H117V166H115ZM78 168V167H77ZM99 168V167H98ZM102 168H103V165H102ZM101 167H100V170L102 169ZM176 169V168H175ZM252 169V168H251ZM255 169V168H254ZM257 169V168H256ZM77 171L78 170H80L79 168L78 169H76ZM83 170V169H82ZM82 170H80L79 172H80V174H81V171ZM88 170H90V169H88ZM99 170V169H98ZM97 169H96V171H98ZM110 170V169H109ZM108 170V174H110L111 173V170L109 171ZM137 170H138V168H137ZM137 170H135V171H130L131 173H128V174H132L133 172H135V173H137L138 171ZM8 171V170H7ZM148 171V170H147ZM147 171H146V173L145 174H149L150 173V170H149V172L147 173ZM3 172H5L4 170H3ZM74 172V171H73ZM72 172V173H73ZM84 173H82V174H85V173H88V171H83ZM90 173V172H89ZM88 173V175L87 176H89L90 174ZM97 173V172H96ZM113 173V172H112ZM111 173V174H112ZM154 174H155V172H153ZM177 173V172H176ZM77 174V173H76ZM75 174V172H74V176H77ZM81 174V175H82ZM139 174V173H138ZM144 174V175H145ZM151 174V173H150ZM173 174V173H172ZM250 174V173H249ZM1 175V174H0ZM81 175H79V177L81 176ZM116 175V174H115ZM130 175H129V177H130ZM134 175V174H133ZM132 175V176H133ZM140 176H141V174H139ZM153 175V174H152ZM68 176V175H67ZM139 176V177H140ZM261 176V172H256V175H255V178H256V189H255V193L253 194V196H252V194L248 191V192H246L247 194H246V196L245 197H247L248 195H250L251 194V197H253V199L255 198V205H254V210L251 212V214H254L255 216H256V226L254 227V226H252L253 227V230H251L252 231V234H251V232L250 231H247V232H249V234H251L250 236H255V238L257 239V241H256V243L254 244V245H250V243L251 242H247V243H242V242H240L241 244H243V246L240 244V243H238L239 245H240V247H239V249L238 250H236V252H234L233 254H232V256L231 255H229L230 256V258H229V263L228 264H264V176L263 177H260ZM23 176L21 175V178H22ZM79 177H77L78 179H79ZM136 177H137V174H136ZM148 177H150V176H148ZM33 178V177H32ZM52 178V177H51ZM55 178V177H54ZM97 178V177H96ZM151 178V177H150ZM165 178V180L164 181H167V179ZM263 178V179H262ZM7 179H10V178H7ZM18 179V178H17ZM27 179V181L26 182H28V180L30 181V180H32L31 179V177H29V178H26ZM145 179V178H144ZM162 179V178H161ZM194 179V178H193ZM198 179H199V177H198ZM16 180V179H15ZM54 180V179H53ZM57 180V178H55V181ZM58 180H60V179H58ZM88 180V179H87ZM86 180V181H87ZM97 180V179H96ZM136 180H141L140 178H136L135 180H133V181H135V182H138V181H136ZM160 179H158V182H162L163 180H160ZM189 180V179H188ZM62 180H60V182H61ZM73 181H75V180H73ZM90 181V180H89ZM89 181L87 182V184H89ZM131 181V180H130ZM141 181H143V180H141ZM151 181V183L150 184H152V179L150 180ZM164 181L162 182L163 184H164ZM195 181V180H194ZM240 181V180H239ZM17 182H19L18 180H17ZM44 182H46L45 180H44ZM54 182V181H53ZM63 182V181H62ZM91 182H93V183H97L98 181H95L94 182V180H92V181H90V183ZM154 182H157V181H154ZM196 182V181H195ZM16 183V182H15ZM41 183H43V181L41 182ZM55 183V185L57 184L56 182H54ZM99 183H100V181H99ZM141 183H144V181L143 182H141ZM148 183H149V181H148ZM193 183V182H192ZM200 183V182H199ZM245 183V182H244ZM17 184H19V183H16L15 184V187H17V186H19V185H17ZM49 188H50V186H51V184H52V188H50L51 190H53V183L51 182L50 183V181H49ZM61 184H65L66 185V183H61ZM86 184V185H87ZM156 184V183H155ZM181 184V183H180ZM179 184V185H180ZM206 184V185H207ZM243 184V183H242ZM246 184V183H245ZM17 185V186H16ZM25 185H27V184H25ZM42 185V184H41ZM57 185H59V184H57ZM65 185H62V186H65ZM94 185V184H93ZM131 185H132V183H131ZM200 185V184H199ZM235 185V186H234ZM237 185V186H238ZM244 185V184H243ZM43 186H45V184L43 185ZM60 186V188L62 187L61 185H59ZM89 186V185H88ZM95 186H97V184L95 185ZM95 186H93V187H95ZM152 186H153V184H152ZM202 186V185H201ZM201 186H200V188H201ZM221 186V187H220ZM240 186V185H239ZM247 186V185H246ZM67 187H69V184H67L66 185V190H70V188H67ZM81 187H82V185H81ZM90 187H91V185H90ZM244 187V186H243ZM58 188V187H57ZM57 188H55L56 190H57V192H60ZM63 188V187H62ZM73 188H74V186H73ZM87 188V187H86ZM96 188H98V186L96 187ZM145 188H147V187H145ZM153 188V187H152ZM178 188V187H177ZM196 188V187H195ZM199 188V189H200ZM241 188V187H240ZM17 189V188H16ZM19 189H20V187H19ZM18 189V190H19ZM36 189H37V187H35V194H36V196H37V191H36ZM45 189V188H44ZM75 189H76V187H75ZM80 189H82L83 190V188H80ZM124 189H125V187H124ZM123 189V190H124ZM150 190H151V188H149ZM172 189V188H171ZM180 189V188H179ZM190 189V188H189ZM193 189V188H192ZM237 189L238 188H236V191H237ZM243 189V188H242ZM38 190V189H37ZM55 190V191H56ZM61 190V189H60ZM64 190H65V188H64ZM77 190V189H76ZM87 190H88V188H87ZM86 190V192H87V194H88V191ZM92 190H94V188H91V191ZM146 190V189H145ZM147 190H148V188H147ZM146 190V191H147ZM173 191H174V193H172V192H170V194H173V195H175V193H176V189L174 188V189H172ZM181 190V189H180ZM191 190V189H190ZM195 190H197V189H194V192L195 193H197ZM228 190H229V188H228ZM24 191V190H23ZM48 191V190H47ZM50 191V190H49ZM54 191V192H55ZM84 191V190H83ZM125 192H127V190H124ZM145 191V192H146ZM184 191H185V189H184ZM189 191V190H188ZM199 191H201V190H199ZM218 191H216L217 193H215V194H218L219 195V193H220V195H221V198H222V194H221V192H219L218 193ZM233 191H234V189H233ZM246 191H247V189H246ZM18 192H20L21 193V191L19 190ZM52 193H54L53 191H51ZM63 192H65V193H67V191H63ZM78 192L79 193H81L79 190H78ZM156 192H158V193H161V192H159V191H156ZM165 192H166V190L165 191H162V193H164L165 194ZM223 192V191H222ZM82 193H84V192H82ZM92 193H93V191H92ZM147 193V192H146ZM146 193H144V194H146ZM161 193V195H163ZM184 193H186V192H184ZM206 193V192H205ZM233 193V192H232ZM248 193H250V194H248ZM56 194V193H55ZM111 194V193H110ZM180 194V193H179ZM207 194V193H206ZM223 194H225V195H223V196H226V193H224L223 192ZM244 194V193H243ZM78 194H76L75 196H77ZM85 195V194H84ZM166 195V194H165ZM182 195V197H183V193L181 194ZM180 195V196H181ZM187 195L189 196L190 194L189 193H187ZM187 195H185V197L187 196ZM200 195H202V193H200ZM228 195H230V194H228ZM236 195V194H235ZM245 195V194H244ZM39 196V195H38ZM43 196V195H42ZM41 196V197H42ZM54 194H53V196H51V197H53L52 199H54ZM72 196H73V194H72ZM110 196V195H109ZM108 196V197H109ZM157 196H158V194H157ZM216 196V195H215ZM40 197V196H39ZM39 197H36V198H39ZM47 197H48V195H47ZM65 197V196H64ZM93 197V196H92ZM227 197V196H226ZM241 197V196H240ZM243 197V199L245 200V197L244 196H242ZM42 198H46V196L44 197H42ZM84 198H85V196H84ZM83 198V196H80V200L82 201V199H84ZM94 198V197H93ZM131 198V197H130ZM137 198V197H136ZM138 198H140V196L138 197ZM187 198V197H186ZM202 198V197H201ZM204 198V197H203ZM202 198V199H203ZM232 198V197H231ZM248 198L249 199H252V198H250L249 196H248ZM247 198V199H248ZM60 199V198H59ZM66 199V198H65ZM65 199H64V203H65ZM107 199L108 198H106V201H107ZM133 199V198H132ZM131 199V200H132ZM156 199V198H155ZM154 199V200H155ZM217 199H218V197H217ZM230 201H231V199L230 198H228ZM233 199V198H232ZM240 199V198H239ZM242 199V198H241ZM240 199V200H241ZM246 199V200H247ZM38 200V202H36V203H40L39 202V199H37ZM46 200L48 201V200H50V198H46ZM79 200V202H78V200L77 201H75V203L74 202H71V203H73V205L71 206V207H74V208H77L78 209V207H80L79 205H81V204H79V203H83V202H81ZM119 200H121V199H119L118 198V200L116 199V205H118V203L120 202ZM135 200H137V199H134L133 201L134 202H136ZM173 200V199H172ZM179 200V199H178ZM184 200V202H185V199H183ZM188 200H190V199H188ZM240 200H238L237 198L236 199H234V200H232L233 201V203H234V201H240ZM50 201H52V200H50ZM86 201V200H85ZM119 201V202H118ZM123 203L122 204H125L124 202V199L123 200H121ZM155 201H157V200H155ZM155 201H152V202H150V206L148 205V207H150L151 209H153V207H154V202ZM199 201V200H198ZM221 201H222V199H221ZM67 202V201H66ZM89 202H90V200H89ZM100 202V204H101V202L102 201H99ZM103 202H105V200L103 201ZM128 202H130L129 200H128ZM132 202V201H131ZM133 202V203H134ZM56 203H60V200H59V202H56ZM70 203V202H69ZM70 203V204H71ZM157 203V202H156ZM155 203V205L157 206L158 205V208H159V206H161L160 205V203L159 204H156ZM173 203V204H172ZM172 205H171V208H170V210H169V214H167V216H169L170 215V213L171 214H173L172 216H169V218L167 219V221L169 220V223L170 222H173L174 224L175 223H177V225L178 226H183L182 224H184V226H183V230H185V222L187 221L186 220V218H185V216H184V210H182L183 209V207L181 208L180 206H179V208H180V210H182V211H178L179 209L177 208V205L175 206V202H174V200L172 201ZM188 203V202H187ZM205 202L203 201V203L202 204H204ZM243 203H244V201H243ZM15 204V203H14ZM74 204H75V206H74ZM76 204H78L77 205V207H76ZM153 204V205H152ZM199 204H201V202L200 203H198V205ZM232 204V203H231ZM8 204L6 203V206H7ZM32 205V206H31ZM35 205H37V204H35ZM35 205H33V204H30V206L32 207V209L34 210L35 208H33ZM115 205V207L113 208V210L111 211H108L107 213L108 214H106V217H108V218H110L108 215H110V216H112L113 215V211L116 209V206ZM136 205V204H135ZM153 207H152V206ZM183 205V204H182ZM185 205H186V203H185ZM205 205V204H204ZM204 205L202 206V208L204 207ZM251 205H252V203H251ZM250 205V206H251ZM13 206V205H12ZM11 206V207H12ZM56 205L54 204V206L52 205V208L51 207H49V209L51 208L52 210H54V207H55ZM101 206V205H100ZM100 206H99V208H100ZM127 206V205H126ZM130 206V205H129ZM131 206H133L132 204H131ZM139 206V205H138ZM145 206H147V205H145ZM145 206H144V208H143V213H148V212H145V210H146V208H145ZM174 206V207H173ZM213 206H215L216 207V205H214L213 204ZM243 206V205H242ZM245 206V205H244ZM4 207V205L2 206V208ZM9 207V206H8ZM14 207V206H13ZM36 207V206H35ZM125 207V206H124ZM128 207V206H127ZM140 207V206H139ZM176 207V208H175ZM186 207V206H185ZM200 207H201V205H200ZM62 208H64L65 210H66V208L63 206ZM82 209L83 208H85L84 206L83 207H81ZM121 208H123V207H121ZM130 209L132 208V207H129ZM155 208H157V207H155ZM154 208V209H155ZM175 208V210H173ZM191 208H192V206H191ZM207 208V207H206ZM14 209V208H13ZM48 209V213L50 212V210ZM61 209V208H60ZM64 209H61V210H64ZM73 209V208H72ZM93 210H94V208H92ZM129 209V210H130ZM133 209H135L134 211H138L139 212V209L137 210V208H135V206L131 209L132 210V212L131 213H133ZM145 209V210H144ZM149 209V208H148ZM161 209V208H160ZM178 209V210H177ZM193 209H196L195 207L193 208ZM198 209H201V208H198ZM2 210V209H1ZM68 210H70L71 212H74V209H73V211L71 210V208L70 209H68ZM76 210V209H75ZM99 210V209H98ZM97 210V211H98ZM187 210V209H186ZM204 210V209H203ZM67 211V210H66ZM66 211H64L65 213H66ZM123 211H124V209H123ZM172 211H174V212H172ZM176 211H177V213L178 212H180V214H181V212H183V216H180L179 215V213L177 214L176 213ZM231 211V210H230ZM251 210H249L247 213L248 214H250L249 212H250ZM98 212H100V211H98ZM98 212H97V214H98ZM125 212V211H124ZM191 212H192V210H191ZM198 212L200 213V211L198 210ZM209 212V211H208ZM207 212V213H208ZM216 212V211H215ZM221 212V211H220ZM9 213H10V211H9ZM9 213H7V215L9 214ZM25 213V212H24ZM23 213V214H24ZM47 213V214H48ZM53 213H55V212H53ZM52 213V214H53ZM90 213V212H89ZM127 212H125V214H126ZM187 213V212H186ZM223 213V212H222ZM227 213V212H226ZM6 214V213H5ZM12 214H13V210H12ZM12 214L10 215V216H12ZM28 215H30V213L28 212L27 213ZM47 214L44 216V215H42V216H44V217H46L47 216ZM63 213L61 212V214L60 215H62ZM87 214V213H86ZM96 214V215H97ZM112 214V215H111ZM133 214H135V213H133ZM132 214V215H133ZM179 215L178 217H180L181 218V221L179 220V222H182V224L181 223H179V222H175V221H173L170 217H173V216H175L176 217V215ZM190 214V213H189ZM204 214V213H203ZM210 214V213H209ZM224 214V213H223ZM229 214H232V212H229V213H227L226 215L228 216ZM24 215H26V213L24 214ZM23 215V216H24ZM54 215V214H53ZM65 215H67V213L65 214ZM64 214H63V216H65ZM88 215V214H87ZM123 215L124 214H122V218H123ZM187 215H188V213H187ZM196 214L194 213V210H193V215L192 216H195ZM221 215V214H220ZM239 215V214H238ZM254 215H251V217H253ZM9 216V217H10ZM71 216H73V214L71 215ZM83 216H84V214H83ZM88 216H90V215H88ZM115 216V215H114ZM164 217H167L166 215H163ZM189 216V215H188ZM5 217V216H4ZM44 217H41L42 219H44L45 220V218ZM48 217V216H47ZM127 217V216H126ZM125 217V218H126ZM182 217H183V219H182ZM232 217V216H231ZM237 217V216H236ZM6 218H8V217H6ZM12 218V217H11ZM11 218H9L10 219V221H12V219ZM24 218H26V216H24ZM67 218V217H66ZM84 218V217H83ZM87 218V217H86ZM106 219L105 221L106 222H102V224L103 223H107L108 222V224H109V222L112 220H110L109 221V219ZM163 218V217H162ZM161 217H159L158 219H162ZM180 218H177V219H180ZM192 218V217H191ZM201 218V217H200ZM218 218V217H217ZM239 218V217H238ZM46 219H48V221L50 220H54V219H50V217H48V218H46ZM77 219V218H76ZM88 219H89V217H88ZM115 218H113V220H114ZM118 219H119V217H118ZM124 219V218H123ZM122 219V220H123ZM134 219V218H133ZM139 219H141V220H143V222H144V218L142 217V218H139ZM152 219V218H151ZM154 219V218H153ZM158 219H154V220H158ZM177 219H176V221H177ZM196 219V218H195ZM197 219H199V215H198V217H197ZM219 219V218H218ZM232 219H234V217L232 218ZM240 219H241V217H240ZM85 221H86V219H84ZM116 220V219H115ZM120 220V219H119ZM154 220H152V221H154ZM192 220V219H191ZM194 220V219H193ZM208 220V219H207ZM206 220V221H207ZM217 220V219H216ZM237 221H239L240 222V220H238V219H236ZM55 221V220H54ZM140 221V220H139ZM189 221H190V218H189ZM157 221H155V222H152L153 224L154 223H156ZM184 222V223H183ZM212 222V221H211ZM219 222V221H218ZM1 223V222H0ZM24 223V222H23ZM23 223H21V225L23 226ZM50 223V222H49ZM140 223V222H139ZM179 223V224H178ZM243 223H245V222H243ZM251 223V222H250ZM31 224V223H30ZM153 224H150V225H152L151 227H152V230H157L158 228H160V227H162V226H165V224H163V225H160V227H156V229H153ZM181 224V225H180ZM217 224V223H216ZM219 224V223H218ZM233 224V223H232ZM246 224H248V222L246 223ZM20 225V226H21ZM37 225V224H36ZM83 225V224H82ZM104 225V224H103ZM103 225H101V227L103 226ZM143 225H146V224H143ZM148 225V224H147ZM195 225V224H194ZM233 225H235V224H233ZM30 227H31V225H29ZM119 226H121V225H119ZM149 226V225H148ZM156 226V225H155ZM186 226H187V224H186ZM10 227V226H9ZM8 227V228H9ZM82 227H84V225L83 226H81V228L79 229V231L81 230V229H84V228H82ZM100 226L98 227V228H101ZM165 227H167V226H165ZM198 227H201V226H199L198 225ZM207 227V226H206ZM135 228H137L136 226H135ZM192 228H194V226L192 227ZM211 228V227H210ZM217 228V227H216ZM13 229L15 230V228H14V226H13ZM17 229V228H16ZM28 230H29V227L27 228ZM116 229V228H115ZM167 229H169L170 230V232H173L174 233V231L176 232V230L174 229V231H172L173 229H171L170 227H167ZM188 229V228H187ZM202 229H203V227H202ZM244 229V228H243ZM250 229H251V227H250ZM7 231L9 230V229H6ZM38 230V229H37ZM98 230V229H97ZM96 230V231H97ZM106 230H110L109 229V227H108V229H106ZM118 230H119V228H118ZM120 230H121V227H120ZM132 230H135L134 229V227H133V229ZM131 229H128L127 231L129 232H131L132 231ZM169 230H167V231H169ZM182 230V231H183ZM208 230H210V229H208ZM226 230V229H225ZM249 230V229H248ZM1 231V230H0ZM10 231H12V229L10 230ZM18 233L20 232V229H19V227H18ZM17 231H13V232H17ZM39 231V230H38ZM37 231V232H38ZM81 231H83V230H81ZM90 231V230H89ZM137 231H138V229H137ZM139 231H141V230H139ZM151 231V230H150ZM150 231H148L149 233H150ZM187 231V230H186ZM195 231V230H194ZM199 231H201V229L199 230ZM215 232H216V229L214 230ZM213 231V233H211V235L212 236H214V237H217L218 236V234L217 235H215L214 232ZM76 232V231H75ZM118 231H116V233H117ZM148 232H146V233H148ZM159 232H160V229H159ZM185 232V231H184ZM188 232V233H187ZM187 232H185L184 234H186L187 233V236L185 235V236H183V235H180V236H183V242H179V246H181V247H179L178 249H180V251L183 249V247H182V245H183V243H184V240H186V239H188V240H190L188 237H189V231H187ZM237 231L236 230H233L232 231V234L233 233H236ZM238 232H239V234H238ZM236 234L237 235H241L242 236V234L243 233H246V232H244V231H242V230H240V231H238ZM242 232V233H241ZM6 233V232H5ZM94 233V232H93ZM104 233H105V231H104ZM121 233H124V231L123 232H121ZM158 233V232H157ZM162 233V232H161ZM179 233H182L183 234V232H179ZM218 233V232H217ZM225 233V235H226V233L228 234V232H224ZM241 233V234H240ZM8 233H6V235H7ZM95 234V233H94ZM115 234V233H114ZM127 234H129V233H127ZM197 234V233H196ZM249 234H244L243 236H244V238L246 237V236H248ZM5 235V236H6ZM10 235H12V234H10ZM16 235V234H15ZM29 235V234H28ZM27 235V236H28ZM75 235V234H74ZM74 235H73V237H74ZM92 236H93V234H91ZM115 235H117V236H115ZM115 235H113V236H115V237H113L114 239L117 237V239L115 240V241H117L119 238V233L118 234H115ZM134 235V234H133ZM177 235H179L178 233H177ZM199 235V240H200V243H203V245H201V248H202V246H203V254H205V264H219V262L221 261H223L224 262V264H226L225 263V261L226 262H228V259H224V260H221L222 258H220L219 257V255H217L218 257H216V256H214V255H212V250H211V244H209V245H207L206 247H204V242L205 241H202V240H204L205 239V236L203 237V235L204 234H198ZM201 235V236H200ZM224 235V234H223ZM90 236V235H89ZM129 236V235H128ZM208 236V235H207ZM212 236H211V238H212ZM229 236H231V234H228V235H226V236H224L225 238H226V240L228 239V241H226L225 240V242L224 243H226V244H228V246H231L230 248H232V246L234 245V243L235 244H237L236 242H234L233 244H231V239L229 240ZM250 236H248V237H250ZM94 237V236H93ZM187 237V238H186ZM195 237V236H194ZM214 237L212 238V239H214ZM95 238V237H94ZM103 238V237H102ZM186 238V239H185ZM204 238V239H203ZM211 238H209V240L210 241H212V239ZM224 238V239H225ZM73 238H71V240H72ZM98 239V238H97ZM112 239V238H111ZM110 238H108V242L107 241H105L106 242V244L107 243H110L111 244V242H113L114 241V239L112 240V241H110L111 240ZM208 239V238H207ZM224 239H221V240H224ZM19 240H21L20 238H19ZM71 240H70V242H71ZM87 240H89L90 242H93V244L95 245V242H98V243H100V240L98 241V240H96V238H95V241H92L91 240V238L90 239H87ZM130 240V239H129ZM175 240V239H174ZM187 240V241H188ZM88 241V242H89ZM131 241V240H130ZM130 241H127V242H130ZM178 241V240H177ZM186 241V242H187ZM209 241V242H210ZM234 241H235V239H234ZM254 241V240H253ZM64 242L65 241H63L62 243H63V245H64ZM87 242V243H88ZM101 242H102V240H101ZM208 242V243H209ZM67 243V242H66ZM98 243H96V245L98 244ZM180 243H181V245H180ZM191 242H189L188 241V243L187 244H189V247H191V249L187 246V250L186 249H184L183 251H184V257H182L183 259H182V261L180 262V264H187L188 263V260L191 258V256L193 255V253H191L192 251V247L193 246H191V245H193V244H190ZM33 244V243H32ZM198 244V243H197ZM238 244L236 245L237 247H238ZM47 245V244H46ZM120 245V244H119ZM123 245V244H122ZM122 245H120V247L121 248H124V251L126 252V254L128 255L129 253H128V251H126V247H127V245L125 246V245H123V247H122ZM128 245H130V244H128ZM224 245V244H223ZM117 247H118V245H116ZM125 246V247H124ZM80 247V246H79ZM194 247H195V245H194ZM198 248H199V246H197ZM220 247H222V245H220ZM23 248V247H22ZM45 248H47V247H45ZM110 248V247H109ZM115 248V247H114ZM119 249V247L117 248L118 250H121L122 251V253H121V255L123 254V253H125L122 249ZM126 248V249H125ZM182 248V249H181ZM197 248V249H198ZM236 248V247H235ZM234 248V249H235ZM25 249V248H24ZM61 249H62V245H61ZM61 249H59L60 250V252H58V255L57 256H59V254H62L61 253ZM103 249V248H102ZM108 249V248H107ZM129 249H130V247H129ZM128 249V250H129ZM175 250L176 249V253H178V251H177V248H172V249H168L167 250V253H168V251H170L171 250V253H174V252H172V250ZM12 250V249H11ZM173 250V251H174ZM186 250V251H185ZM13 251V250H12ZM36 251V250H35ZM35 251L33 252L34 253V256H35V258H36V260H35V262L36 263H38V264H41V262L43 263V264H46L45 263V260H43V256H42V254H45L44 252H45V249L44 250H40V258H39V256H37L36 254H35ZM42 251H44L43 253H42ZM92 251V249L90 250V252ZM104 251V250H103ZM193 251H195V249H193ZM238 251H240L239 253H238ZM249 251H250V253H249ZM88 252V251H87ZM89 252V253H90ZM109 252H111V251H109ZM199 252V251H198ZM11 253V252H10ZM99 253H101V250H100V252ZM221 254H222V252H220ZM169 254V253H168ZM199 254H200V252H199ZM11 255H13V254H11ZM32 255L33 254H31L30 256L32 257ZM84 255V254H83ZM118 255H120V253H118ZM118 255H115V258H116V256H118ZM125 255V254H124ZM124 255H122L123 256V258H124ZM156 255L157 256H161V255H163V257L161 256L160 258H164L165 256L164 255H166V254H164V253H161V252H158V253H156ZM174 256H175V254H173ZM177 255V254H176ZM18 256V255H17ZM25 256H27V255H25V254H23V256H18V258L17 259H19V261H20V264H22V261L24 262L23 264H29V262L28 261H30V257H25ZM33 256V257H34ZM37 256V257H36ZM55 256V257H54ZM87 256V255H86ZM96 257L95 258H97V262L98 261H101L102 260V257H100L99 256V254H97V255H95ZM98 256L100 257V259L101 260H98L99 258H98ZM102 256V255H101ZM106 256H107V254H106ZM108 256H110V253H108ZM107 256V257H108ZM167 256H169L170 258H171V255L169 254V255H166V257ZM173 256V257H174ZM20 257H25V258H23V260H22V258H20ZM119 257H120V259L122 260V262H123V258L121 257V256H118V259H119ZM126 257V256H125ZM130 257V256H129ZM137 257V256H136ZM165 257V258H166ZM194 257V256H193ZM197 257V256H196ZM196 257L193 259L194 260V262L192 263V261H191V263L192 264H196ZM54 258V259H53ZM57 259V257H56V253L54 254H52V256H51V259L50 260H56ZM86 258L87 257H85V258H82L81 259V264H84V261H83V259H85L86 260ZM113 259V261L114 260H116V259ZM131 258V257H130ZM164 258V260L166 261V259L168 258H166L165 259ZM200 259H201V257H199ZM8 259H10V258H8ZM21 259V260H20ZM24 259H26V263H25V260ZM39 259V260H38ZM42 259V260H41ZM88 259V258H87ZM104 259V258H103ZM107 259V258H106ZM105 259V260H106ZM118 259H117V261H118ZM154 259H155V256H154ZM154 259L153 260H151V261H153L152 262V264H154V263H157V262H155L154 261ZM175 259V258H174ZM173 259V260H174ZM96 260V259H95ZM94 260V261H95ZM125 260V259H124ZM155 260H157L158 261V264H159V262H160V260H159V258H156ZM173 260H171V261H173ZM176 260V259H175ZM178 260V259H177ZM181 260V259H180ZM8 261V260H7ZM44 261V262H43ZM53 261V262H54ZM75 261V260H74ZM73 261V262H74ZM82 261H83V263H82ZM88 261V260H87ZM103 261V260H102ZM101 261V262H102ZM113 261H111V263L110 264H112V262ZM120 261V260H119ZM165 261H164V263H165ZM171 261L169 262V260H167L166 262V264H170L171 263ZM33 262V261H32ZM34 262V263H35ZM40 262V263H39ZM49 262V261H48ZM53 262H50V263H53ZM57 262H58V260H57ZM96 262V263H97ZM105 262V261H104ZM122 262L120 263V264H122ZM161 262H163L162 260H161ZM174 262V261H173ZM201 262V261H200ZM222 262V263H223ZM16 263H18V260L16 261ZM15 263V264H16ZM95 262H93V264H96ZM114 264H116V261H114L113 262ZM4 264V263H3ZM74 264H80V260L79 261H75L74 262ZM100 264H103V263H100ZM123 264H124V262H123ZM163 264V263H162ZM172 264V263H171Z\"/></svg>",
  "mask_w": 264,
  "mask_h": 264
}]
</instances>
